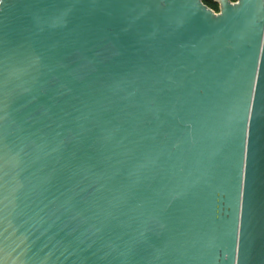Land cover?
I'll return each mask as SVG.
<instances>
[{
    "label": "water",
    "instance_id": "water-1",
    "mask_svg": "<svg viewBox=\"0 0 264 264\" xmlns=\"http://www.w3.org/2000/svg\"><path fill=\"white\" fill-rule=\"evenodd\" d=\"M0 0V264H264V0Z\"/></svg>",
    "mask_w": 264,
    "mask_h": 264
},
{
    "label": "trees",
    "instance_id": "trees-1",
    "mask_svg": "<svg viewBox=\"0 0 264 264\" xmlns=\"http://www.w3.org/2000/svg\"><path fill=\"white\" fill-rule=\"evenodd\" d=\"M202 1L204 4H206V6H208L209 8L214 10L215 12H218L219 6H218L217 2H215L214 0H202ZM231 1H235V0H231Z\"/></svg>",
    "mask_w": 264,
    "mask_h": 264
}]
</instances>
